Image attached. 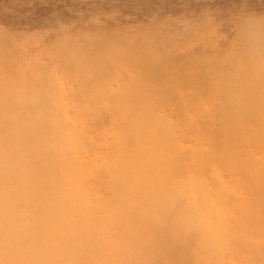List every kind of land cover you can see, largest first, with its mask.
Listing matches in <instances>:
<instances>
[{
  "label": "rangeland",
  "instance_id": "1",
  "mask_svg": "<svg viewBox=\"0 0 264 264\" xmlns=\"http://www.w3.org/2000/svg\"><path fill=\"white\" fill-rule=\"evenodd\" d=\"M0 19V264H264V0Z\"/></svg>",
  "mask_w": 264,
  "mask_h": 264
},
{
  "label": "trees",
  "instance_id": "2",
  "mask_svg": "<svg viewBox=\"0 0 264 264\" xmlns=\"http://www.w3.org/2000/svg\"><path fill=\"white\" fill-rule=\"evenodd\" d=\"M5 2V3H8V2H10V1H12V0H0V4H1V2ZM3 17L4 18H7V16L6 15H3ZM0 22L2 23V24H4V25H8V21H6V20H3V19H0Z\"/></svg>",
  "mask_w": 264,
  "mask_h": 264
}]
</instances>
